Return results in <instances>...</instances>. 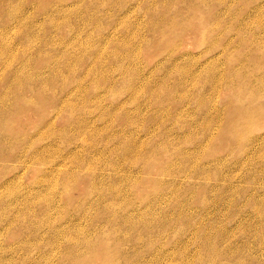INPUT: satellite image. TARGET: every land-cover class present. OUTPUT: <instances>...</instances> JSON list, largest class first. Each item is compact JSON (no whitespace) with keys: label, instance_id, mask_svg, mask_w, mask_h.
Wrapping results in <instances>:
<instances>
[{"label":"rangeland","instance_id":"rangeland-1","mask_svg":"<svg viewBox=\"0 0 264 264\" xmlns=\"http://www.w3.org/2000/svg\"><path fill=\"white\" fill-rule=\"evenodd\" d=\"M0 264H264V0H0Z\"/></svg>","mask_w":264,"mask_h":264},{"label":"bare ground","instance_id":"bare-ground-1","mask_svg":"<svg viewBox=\"0 0 264 264\" xmlns=\"http://www.w3.org/2000/svg\"><path fill=\"white\" fill-rule=\"evenodd\" d=\"M19 111H20V110H19ZM16 113H18V111H17ZM16 113H15V114H16ZM254 209H255V212L258 213V209H257L256 207H255ZM216 239H217V237H214L213 240L215 241ZM210 242H211V244H212L211 246H212V247H215L214 244H213V242H212V240H211ZM201 262H203L202 258H200V263H201Z\"/></svg>","mask_w":264,"mask_h":264}]
</instances>
